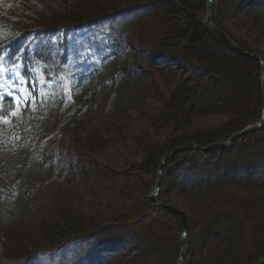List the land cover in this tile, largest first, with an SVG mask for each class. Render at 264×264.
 <instances>
[{"label": "trees", "instance_id": "trees-1", "mask_svg": "<svg viewBox=\"0 0 264 264\" xmlns=\"http://www.w3.org/2000/svg\"><path fill=\"white\" fill-rule=\"evenodd\" d=\"M218 1L213 25L264 64V0H224L220 13ZM207 3L0 4V51L8 62L21 59L35 96L39 75L51 85L35 103L50 109L62 83L74 100H91L83 113L75 103L58 110L54 140L58 150L72 151L75 172L95 199L104 183L115 199L104 209L82 203L71 193V173L58 152L43 168L0 160V244H44L18 247L16 258L0 255V264H177L180 216L148 200L162 157L178 147L225 142L262 117L261 67L204 27ZM109 40L130 52L129 65L109 52ZM96 76L100 87L92 91ZM98 103L108 107L95 123ZM121 142L130 143L132 153H124ZM111 146L121 154L120 167L96 159ZM165 164L159 201L174 195L171 205L195 218L187 224L182 264H264V125L224 150L190 149ZM47 171L52 179H43Z\"/></svg>", "mask_w": 264, "mask_h": 264}, {"label": "rangeland", "instance_id": "rangeland-1", "mask_svg": "<svg viewBox=\"0 0 264 264\" xmlns=\"http://www.w3.org/2000/svg\"><path fill=\"white\" fill-rule=\"evenodd\" d=\"M4 0H0V4ZM212 10H213V2H212ZM224 10V0H219L217 5V12L220 13ZM223 13V12H222ZM207 14V13H206ZM212 17V15H211ZM206 19V18H205ZM212 20V19H211ZM205 21V20H204ZM212 22V21H211ZM236 22V21H235ZM235 22H229V24H236ZM213 24V23H212ZM108 47L109 52L116 55L123 57V62L126 65H129L131 63V54L122 44H115L112 41H108ZM133 50L138 51L139 48L137 45H133ZM121 62V63H123ZM2 62L0 61V93H3V97L12 98L14 96H21L23 93L24 97L29 98L28 92L24 88V82L19 76L20 67H14L10 70L4 69L1 67ZM111 77H115V73H110ZM99 78H95L94 82L92 83V91H96L99 89ZM105 78H102V82H105ZM43 86V84L41 83ZM11 94V95H9ZM44 94V90L40 91V95ZM60 100L57 103H49L50 109H47L43 107L42 103H39L40 108H30L29 112L27 114H20L17 113L16 116L12 117L9 116L10 123L4 124L3 122H0V160H3V162H7V158L11 160H15V163H20L26 161L27 164L41 167L48 166L53 164L54 160V154L56 152L59 153V158L62 159L63 164L65 167H67L68 171L71 173V178L69 182V187H71V193L74 196H79L82 203H90L93 202L95 205H98L99 207H102L104 209L105 207H109L108 205L113 202V196L111 195L110 190H108V185L106 183L103 184L104 187L96 189V193L98 194V199H95V196L97 197V194L94 195V191L87 187L84 183V181L77 175L75 172V159L72 151L60 149L58 150V147L56 146V142L54 140V137L59 132V120L57 119V113L62 106H64L65 103H67V97L64 93L60 92ZM86 97H83L82 100L73 98V95L69 97V100H71V103H75V105L81 104L78 113H83L87 109V106L90 103V99H85ZM4 104L5 108L0 111V114H8L14 107V100L13 105L10 103H3L2 100H0V109L1 105ZM108 104L106 106L102 105L101 103H98L94 108V117H95V123H100L102 118L104 117L106 110H107ZM223 118H220V121ZM30 143V144H28ZM121 150L125 153H132V148L130 143L127 142H121L120 145ZM118 147V146H117ZM163 158V157H162ZM96 159L104 164H108L111 167L118 166L120 167L122 165L121 161V154L118 153L117 149H115L113 146L106 148L102 150L100 153L96 155ZM167 161H165L166 163ZM162 167H165V164ZM160 165V163H159ZM159 169V167H158ZM43 175V179H52L53 172L47 171ZM158 176V175H157ZM163 175L161 176L162 179ZM95 181L93 180L91 185H93ZM157 182V179H156ZM155 182V185H156ZM162 182V180H161ZM155 185L151 187L150 189V196L155 192L156 188ZM166 184L160 183L159 190L157 192V200L159 201V198H161L162 195L165 196L164 190H165ZM231 193H234L235 191L230 190ZM244 194V193H243ZM247 195V194H244ZM249 195V194H248ZM160 196V197H159ZM168 203L160 202L164 205H169L173 207L171 204V200L175 199L174 195H166ZM3 197V196H2ZM213 197V196H211ZM208 201H210L208 199ZM115 204V203H114ZM175 208V207H173ZM177 209V208H175ZM196 212L201 211L205 212L203 208H199L198 206L195 208ZM178 211L182 212L184 214L185 224L190 223V221H195L194 217L184 211H181L177 209ZM180 216V215H179ZM194 216H198V214H194ZM180 224L184 227V223L181 221L180 216ZM178 226V224H177ZM177 226L173 230V233L177 234ZM187 229V228H186ZM181 230V229H180ZM179 230V231H180ZM184 230V228H183ZM183 232V231H182ZM29 233V232H28ZM0 239L2 240L3 237L0 235ZM29 239V238H28ZM4 244H0V255H2L5 259H11L17 257V252H19V248H25L28 247L32 248L34 246H40L44 244L42 242L34 241H27L25 244H13L10 243L7 240L3 241ZM181 243V238H180ZM186 245V242H185ZM190 246V245H189ZM19 247V248H18ZM14 248V249H13ZM196 249V247H194ZM16 249L17 252H16ZM181 251V247H180ZM185 252H186V246H185ZM180 252L178 253L179 257ZM185 256V253H184ZM184 259V258H183ZM126 261H123V263L120 264H126ZM115 264V263H114ZM139 264H152L151 262H142Z\"/></svg>", "mask_w": 264, "mask_h": 264}, {"label": "water", "instance_id": "water-1", "mask_svg": "<svg viewBox=\"0 0 264 264\" xmlns=\"http://www.w3.org/2000/svg\"><path fill=\"white\" fill-rule=\"evenodd\" d=\"M212 2L213 0H208L207 3V15L206 19L204 21V27L213 35L215 36L218 40H220L222 43H224L231 51L239 54L240 56H243L247 59L254 60L257 63H259L262 71V81H261V89H262V118L259 122H257L255 125L249 126L244 128L243 130L233 134L227 141L221 142V143H214L211 145H208L207 147H200L197 145H188V146H183V147H178L171 151L168 155L163 156V158L160 161L159 169H158V176H157V182L155 185V192L149 196V202L153 205H157L160 208L163 209H168L169 211L178 214L181 216V221L184 223V232L181 236V251L177 260V264H182V260L184 257L185 253V235H186V224H185V219H184V214L177 209L169 206V205H164L160 203L157 199V192L159 190V186L161 183V176H162V167L165 163V161L170 160L173 158V156L177 153L187 151L190 149H196L201 153L209 152L211 150H224L226 149L231 143H233L236 140H239L240 138L250 135L254 131H256L258 128H260L264 124V64L262 59L257 55V54H250L248 52H244L241 50L239 47H237L224 33H222L218 28H216L212 22H211V15H212Z\"/></svg>", "mask_w": 264, "mask_h": 264}, {"label": "snow or ice", "instance_id": "snow-or-ice-1", "mask_svg": "<svg viewBox=\"0 0 264 264\" xmlns=\"http://www.w3.org/2000/svg\"><path fill=\"white\" fill-rule=\"evenodd\" d=\"M11 95V94H9ZM3 99V93H0V100ZM14 107L8 114H0V122L4 124L10 123L9 116H16L17 113L23 114V109L28 106V98L24 97L23 93L21 96H14Z\"/></svg>", "mask_w": 264, "mask_h": 264}, {"label": "bare ground", "instance_id": "bare-ground-1", "mask_svg": "<svg viewBox=\"0 0 264 264\" xmlns=\"http://www.w3.org/2000/svg\"><path fill=\"white\" fill-rule=\"evenodd\" d=\"M212 21V20H211ZM175 156V155H174ZM171 160V159H170ZM163 171V170H162ZM162 180V179H161ZM157 199V198H156ZM168 210V209H167Z\"/></svg>", "mask_w": 264, "mask_h": 264}]
</instances>
